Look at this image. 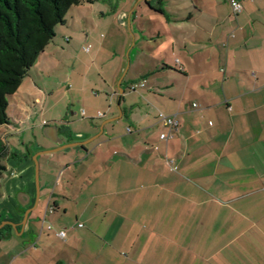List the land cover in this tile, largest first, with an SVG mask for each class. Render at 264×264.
Returning <instances> with one entry per match:
<instances>
[{
	"label": "crops",
	"instance_id": "obj_1",
	"mask_svg": "<svg viewBox=\"0 0 264 264\" xmlns=\"http://www.w3.org/2000/svg\"><path fill=\"white\" fill-rule=\"evenodd\" d=\"M191 8L158 9L180 32L146 37L163 58L127 84L147 93L138 110L76 121L68 103L37 120L14 100L0 264H264V0ZM160 113L178 121L167 141Z\"/></svg>",
	"mask_w": 264,
	"mask_h": 264
},
{
	"label": "rangeland",
	"instance_id": "obj_2",
	"mask_svg": "<svg viewBox=\"0 0 264 264\" xmlns=\"http://www.w3.org/2000/svg\"><path fill=\"white\" fill-rule=\"evenodd\" d=\"M192 6L193 0H83L69 9L63 25L55 27L45 54L30 68L17 94L7 98V114H14L13 102L22 93L25 105L37 120L65 113L68 103L78 117L76 121L81 119V111L87 120L97 112L109 119L117 117L122 108L138 110L145 105L147 93L144 89L129 92L127 84L163 58L161 49L146 41V37L150 33H168V29L170 33H179L173 24L167 27L170 17L166 15H193ZM159 8L167 14H159ZM223 12L229 14L225 6ZM192 30V22L186 21L183 33H194ZM86 47H89L87 53ZM167 62L172 64L173 59ZM166 77L179 79L173 75ZM120 90L125 91V98L119 109ZM109 97H112L110 103ZM143 109L154 112L150 107ZM118 121L112 124L121 126ZM122 123L128 122L122 120Z\"/></svg>",
	"mask_w": 264,
	"mask_h": 264
},
{
	"label": "trees",
	"instance_id": "obj_3",
	"mask_svg": "<svg viewBox=\"0 0 264 264\" xmlns=\"http://www.w3.org/2000/svg\"><path fill=\"white\" fill-rule=\"evenodd\" d=\"M82 3L83 0H0V127L10 125L7 98L16 94L30 68L52 42L55 27L65 23L69 9ZM6 157L7 146L0 138V179L6 172Z\"/></svg>",
	"mask_w": 264,
	"mask_h": 264
},
{
	"label": "built area",
	"instance_id": "obj_4",
	"mask_svg": "<svg viewBox=\"0 0 264 264\" xmlns=\"http://www.w3.org/2000/svg\"><path fill=\"white\" fill-rule=\"evenodd\" d=\"M232 10H233V12L234 13H238L240 10H241V5H240V3H238V2H233L232 3ZM86 51H88V48H86L85 49ZM140 87H143V84H140ZM130 91H135L136 90V86H131L130 88ZM192 107L193 108H195L196 107V105L195 104H193L192 105ZM99 116H101V115H99ZM158 120L163 124V126L167 129L166 130V133H164V134H162L161 136H160V139L161 140H164V141H167L168 139H170L171 137H172V135H173V133L177 130V128H178V121H177V119H176V116H174V115H164V114H162V113H160L159 115H158ZM128 132H129V129L127 130ZM47 212H50V211H47ZM46 212V213H47ZM45 213V214H46ZM45 214H44V216H43V219H42V224H44L45 223ZM78 227L80 228V227H82V225L81 224H79L78 225ZM46 229L48 230V231H51L52 230V227H51V225H47L46 226ZM56 236L58 237V238H60V239H64L65 238V231L64 230H61V231H59V232H56Z\"/></svg>",
	"mask_w": 264,
	"mask_h": 264
},
{
	"label": "water",
	"instance_id": "obj_5",
	"mask_svg": "<svg viewBox=\"0 0 264 264\" xmlns=\"http://www.w3.org/2000/svg\"><path fill=\"white\" fill-rule=\"evenodd\" d=\"M50 152H53V151H46V153H50Z\"/></svg>",
	"mask_w": 264,
	"mask_h": 264
}]
</instances>
